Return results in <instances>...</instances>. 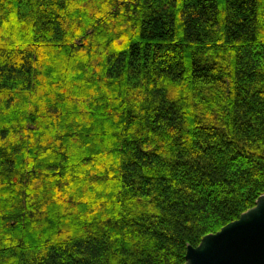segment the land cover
<instances>
[{
    "label": "trees",
    "instance_id": "trees-1",
    "mask_svg": "<svg viewBox=\"0 0 264 264\" xmlns=\"http://www.w3.org/2000/svg\"><path fill=\"white\" fill-rule=\"evenodd\" d=\"M264 195V0H0V264H185Z\"/></svg>",
    "mask_w": 264,
    "mask_h": 264
},
{
    "label": "water",
    "instance_id": "water-1",
    "mask_svg": "<svg viewBox=\"0 0 264 264\" xmlns=\"http://www.w3.org/2000/svg\"><path fill=\"white\" fill-rule=\"evenodd\" d=\"M185 264H264V195L239 219L189 246Z\"/></svg>",
    "mask_w": 264,
    "mask_h": 264
}]
</instances>
